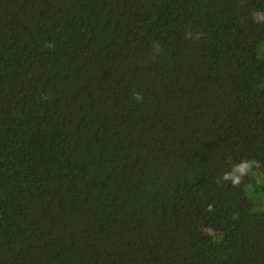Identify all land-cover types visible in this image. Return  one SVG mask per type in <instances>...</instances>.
Here are the masks:
<instances>
[{"label": "trees", "instance_id": "trees-1", "mask_svg": "<svg viewBox=\"0 0 264 264\" xmlns=\"http://www.w3.org/2000/svg\"><path fill=\"white\" fill-rule=\"evenodd\" d=\"M255 10L0 0V264H264Z\"/></svg>", "mask_w": 264, "mask_h": 264}, {"label": "clouds", "instance_id": "clouds-1", "mask_svg": "<svg viewBox=\"0 0 264 264\" xmlns=\"http://www.w3.org/2000/svg\"><path fill=\"white\" fill-rule=\"evenodd\" d=\"M252 18L256 22L264 23V10L253 11ZM199 35L200 34H197V39H199ZM153 51H163L158 42L155 44ZM132 98L138 102H143V96L138 92H134ZM258 166V161L245 159L239 164L233 165L231 171L225 172L221 177H218L217 182L219 183L221 180L230 181L233 186H239L243 178L247 176L254 167Z\"/></svg>", "mask_w": 264, "mask_h": 264}, {"label": "rangeland", "instance_id": "rangeland-1", "mask_svg": "<svg viewBox=\"0 0 264 264\" xmlns=\"http://www.w3.org/2000/svg\"><path fill=\"white\" fill-rule=\"evenodd\" d=\"M254 199H255L256 204H257L256 211L264 212V192H261L259 194H256L254 196Z\"/></svg>", "mask_w": 264, "mask_h": 264}]
</instances>
